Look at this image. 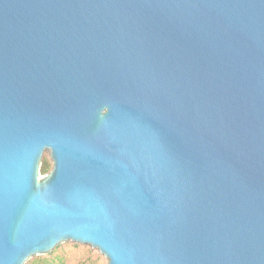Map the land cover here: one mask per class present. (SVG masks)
Segmentation results:
<instances>
[{
  "label": "water",
  "instance_id": "1",
  "mask_svg": "<svg viewBox=\"0 0 264 264\" xmlns=\"http://www.w3.org/2000/svg\"><path fill=\"white\" fill-rule=\"evenodd\" d=\"M66 241L264 264V0H0V264Z\"/></svg>",
  "mask_w": 264,
  "mask_h": 264
},
{
  "label": "rangeland",
  "instance_id": "2",
  "mask_svg": "<svg viewBox=\"0 0 264 264\" xmlns=\"http://www.w3.org/2000/svg\"><path fill=\"white\" fill-rule=\"evenodd\" d=\"M48 164L52 169L53 163L50 151L44 152L41 166ZM51 171V170H50ZM49 171V172H50ZM40 168V177H44ZM27 263L33 264H108L107 258L96 248L72 241L57 245L50 253L31 257Z\"/></svg>",
  "mask_w": 264,
  "mask_h": 264
},
{
  "label": "trees",
  "instance_id": "3",
  "mask_svg": "<svg viewBox=\"0 0 264 264\" xmlns=\"http://www.w3.org/2000/svg\"><path fill=\"white\" fill-rule=\"evenodd\" d=\"M50 170H51V168H50V166H48V164H43L41 166V171L43 174H48ZM26 264H33V263H26Z\"/></svg>",
  "mask_w": 264,
  "mask_h": 264
}]
</instances>
